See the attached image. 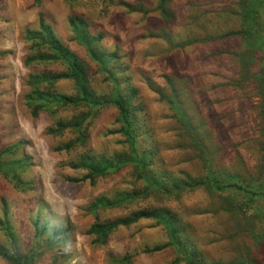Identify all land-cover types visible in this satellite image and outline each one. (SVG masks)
Here are the masks:
<instances>
[{"label": "rangeland", "instance_id": "rangeland-1", "mask_svg": "<svg viewBox=\"0 0 264 264\" xmlns=\"http://www.w3.org/2000/svg\"><path fill=\"white\" fill-rule=\"evenodd\" d=\"M201 1L199 15L204 14L203 18L200 17L203 21L197 25L193 23L195 26L187 25L189 21H193L187 6L179 7L180 14L175 23L182 36L177 37L174 44L184 46L185 51H177L176 46L169 48V45L159 43L156 39L141 43L138 32L144 27L142 25L146 17L141 13L135 17V24L132 25L127 19L120 25L118 21L121 17L118 13L109 11L105 14L107 22L97 18L102 1H77L68 6L72 15L86 20L92 35L105 34L102 43L106 48L114 47L115 40L118 41L121 55L133 66V84L143 89V102L148 106L147 122L155 132L154 140L160 150V157L169 171L178 176H181L180 172L191 176L203 175V167L194 158L192 150L182 153L183 150L171 148L178 134L169 116L167 102L148 89L150 85L155 84L163 87L166 96H170L173 89H176L179 100L184 102L185 110L190 109V113L197 111L196 117H191V120H202L201 124L213 127L214 132L210 138L212 143L209 146L217 153L212 157L221 175L240 173L247 186L253 189L251 181L260 170L262 147L258 145V140H254L258 135L264 136V109L262 110L261 106L264 95H260L263 85L257 83L264 71V13L255 20L245 17L246 20L241 23L243 15L238 16L234 12L236 0ZM30 2L0 0V9L4 5L5 10L12 15V20L8 22L4 8L3 11L0 10V149L18 141L24 142L15 156L27 158L30 168L22 176L33 183L31 191L19 193L0 175V198L4 197L8 203L7 221L17 241L14 248L4 230L0 228V246L10 249L11 252L17 250L23 255L32 253V264H120V258L139 241L137 225L113 234L105 247L93 246L91 238L85 234L95 220L93 215L89 214L88 208L90 202L103 193L129 189L127 184L132 188V179L127 171H123L98 179L93 184L70 181L80 177L82 172L70 169L67 164L76 160V155L85 153L87 149H80L81 153L57 152L56 146L69 140L71 134L66 133L60 137L47 135L46 128L51 125L50 118L44 113L37 119L29 115L23 100L28 91L27 76L40 68L24 66L23 60L29 54L28 43L24 40V30L18 31L17 28L29 25L32 13L35 12ZM101 5L107 9L105 3ZM115 24L117 27L113 26ZM242 24L247 28L252 25L257 36L263 38L255 48L247 47L253 37L249 40L240 35H232L226 39L218 38L220 34L240 29ZM146 25L148 27L145 29L153 31L168 28L161 19L154 18L153 15L149 21L146 20ZM196 36L200 38L194 41ZM206 37L215 39V44L202 43ZM67 46L82 59L89 60L85 49L80 46L73 33L67 38ZM146 47L148 48L145 49ZM157 48L163 49V53H159ZM141 50L145 51L141 53ZM234 52H238L240 56L239 71L243 74L240 81L250 80L255 85L246 83L244 93L247 96L240 95L239 99L228 105L224 102V94L213 90L214 81L209 79V74H204V71L208 73L214 68L220 69L223 66L220 61L224 58L222 53L233 55ZM226 62L225 60L224 63ZM164 76L170 78L168 82ZM72 88L73 84L67 81H61L59 85V89L68 94L73 92ZM114 114L115 111L112 110L103 112L91 126L89 153L111 155L120 149L118 142L121 137L118 133H111L118 126L112 121ZM60 116L67 118L70 113ZM210 139H207L206 143ZM222 176L220 185H224ZM224 195H208L205 190L195 191L185 198V213L177 212L180 204L167 203L164 200L167 197L159 200L151 196L140 204L141 207L168 205L167 208L177 212L179 218L193 227V238L188 237L197 246L204 260L210 264L217 261L230 263L235 259L240 260L238 257L246 259L245 263H250L252 258L255 261L264 260V240L256 242L255 239L260 236V232L261 235L264 232V213L255 210L237 214L236 217L227 215L228 213L221 210H224L223 207H230L231 201L226 200V206ZM217 207L221 213L216 211ZM124 213L122 209H117L100 212L98 217L100 220L112 219L123 216ZM1 219L5 221L0 202V221ZM44 222H48L47 226L45 225L46 232L36 237ZM53 226L72 228L66 243L59 242L50 246L39 242L49 236L48 229ZM171 252L174 253V250ZM0 264L11 263L8 259L0 257Z\"/></svg>", "mask_w": 264, "mask_h": 264}, {"label": "trees", "instance_id": "trees-1", "mask_svg": "<svg viewBox=\"0 0 264 264\" xmlns=\"http://www.w3.org/2000/svg\"><path fill=\"white\" fill-rule=\"evenodd\" d=\"M77 1L92 2L94 0H63L64 7L70 10L68 5ZM99 1H102L101 4L105 3L107 7L106 9L100 4V10L97 12V18L104 21H106L104 15L108 14L109 11L120 14L121 18L118 21L120 25L125 23L127 19L133 25L137 21L135 17L140 13L143 14L146 16L142 25L144 29L148 27L146 20L149 21L152 15L154 18L161 19L168 28L156 31L142 28L141 32H138L139 41L149 43L151 40L156 39L159 43L169 45V48L176 46L177 51L186 50L184 46L174 44L176 38L182 36L175 23L180 14L179 7L186 5L189 14L192 15L190 18L193 21H189L188 26H195L199 22L201 24L203 20L200 17L203 18L204 15H199L201 13L199 7H202L201 0ZM99 1L95 0V2ZM31 2L33 8L39 11L37 16L38 25L36 29L27 28L24 30V40L28 43L29 54L24 58L23 64L28 68L40 69L30 72L27 76L26 86L28 91L23 100L29 115L33 119H37L40 114L44 113L50 118L51 125L46 128L47 135L60 137L66 133L71 134L69 140L56 146L57 152L71 154L81 153L79 150L82 148L87 149L85 153L76 155L74 158L76 160L67 164L70 169L82 172L80 177L70 179V181L93 184L98 179L117 175L123 171H127L128 176L132 179V188L130 184H127L126 186L129 189L115 190L109 194L103 193L90 202L88 211L95 220L85 234L91 238V244L96 247H105L110 237L119 230H129L144 221L152 227L161 226L167 235L166 243L153 248H145L142 252L144 255L171 248L174 250L175 258L168 264H179L180 262L210 264L204 260L197 246L188 237L193 238L191 232L193 227L188 224L189 227L181 217L179 218L177 212L185 213L184 202L189 194L205 190L208 195L225 194V205L227 206L226 200H229L231 201L230 207H223L224 210L221 211L228 213L227 215L236 217L237 214H245L248 211L253 212L255 210L264 213V136L258 135L254 140H258V145L262 146L261 165L260 170L254 176L256 178L251 181L253 185V189H251L240 173L228 174L224 172L225 175L222 176L221 172L218 171L219 169L216 168L212 156L217 153L209 146L212 143L210 138L214 132L213 127L205 126L204 123L201 124L202 120L197 122L191 120V117H196L197 111L193 110L190 113V109L185 110L184 102L179 100L176 89H173L170 96H166L167 93H165L163 87L156 84L150 85L148 89L153 91L159 99H164L167 102L170 109L169 116L176 126L174 130L178 136H176V141L173 142L171 148L183 150L182 153L192 150L195 155L194 158L203 167V175L197 174L196 176H191L185 172H180L181 176H178L176 173L169 171L160 157V150L154 140L155 132L147 122L148 106L143 102V89L133 84L131 75L133 66L129 65L121 55L118 41L115 40L114 47L106 48L102 43L105 34L92 35L85 22L86 20L72 15L70 11L69 24L74 37L76 35L80 46L86 51L89 59L86 61L64 44L57 37L52 26L46 22L45 15L42 12V0H32ZM234 7V12L238 16L243 15L241 23L242 20H246L245 17L255 20L264 13V0H236ZM3 8L6 19H8V22L11 21L12 15L5 10L4 5ZM3 8L0 10L3 11ZM109 26L111 25L109 24ZM113 26L117 27V24ZM240 27V29L230 33L220 34L218 38L226 39L232 35H240L249 40L253 37V39H250L252 42L247 44V47L253 48L263 40V38L257 36L252 25L247 28L242 24ZM197 38H200V36H196L194 41ZM205 39L202 43L215 44L213 41L215 39L208 37ZM144 51L141 50L140 52ZM157 51L163 53L164 50L157 48ZM231 53H222L224 58L220 60L223 65L220 69L214 68L208 73L204 71V74H209V79L214 81L213 90H218L220 94L222 92L223 97L228 99H224V102L228 105L239 99L240 95L247 96L244 93L246 83L254 84L250 80L240 81L243 75L239 71L240 56L238 52H234L233 55ZM225 60L226 63H224ZM164 78L166 82L170 79L168 76H164ZM61 81L73 84V92L70 94L62 92L59 89ZM97 82L100 85H96ZM257 83L263 85V92L261 91L260 95H264V71L259 76ZM261 106H263V110L264 96H262ZM111 110L115 111L112 121L114 125H118L111 133H118L121 137L118 142L120 149L114 151L111 155L91 154L88 151L91 126L99 119V116L101 117L103 112ZM64 113H70V116L62 118L60 115ZM195 122L196 124H194ZM207 139L210 140L206 143ZM23 144L24 142L18 141L0 149V175L19 193L33 189V183L22 176L30 168L27 158L25 156H15ZM221 176L224 185H220ZM151 196L159 200L167 197L164 199L167 203L178 202L180 204L179 209L175 212L167 208L168 205H166L167 207L142 206V208L140 203L149 200ZM0 202L5 217V221L2 219L0 221V228L4 230L6 237L15 248L17 241L7 221L9 206L4 197L0 198ZM117 209H122L125 212L123 216L104 220H100L98 217L100 212ZM216 211L221 213L219 207L216 208ZM47 223L44 222L43 226L39 228L36 237L37 235L40 237V234L43 235L46 232L45 225L47 226ZM48 230L50 231L49 236L46 239H40L39 242L53 246L59 242L66 243L72 228L53 226L49 227ZM255 239L256 242L264 240V232L262 235L260 232V236L255 237ZM0 257L8 259L11 264H32L33 260L32 253L23 255L17 250L11 252L10 249L2 246H0ZM132 258L133 256L126 254L123 258H120L119 263L131 264ZM238 259L240 260L235 259L230 263L217 261L212 264H264V260L255 261L252 258L250 263H245L246 259L239 257Z\"/></svg>", "mask_w": 264, "mask_h": 264}, {"label": "crops", "instance_id": "crops-1", "mask_svg": "<svg viewBox=\"0 0 264 264\" xmlns=\"http://www.w3.org/2000/svg\"><path fill=\"white\" fill-rule=\"evenodd\" d=\"M30 3L32 6V2ZM64 6L63 0H42V12L45 15L46 22L52 26L57 37L67 45V38L72 35V29L68 20L70 17V10L66 9ZM24 8L27 10V6ZM32 14L33 16L28 23L29 25L25 27L20 26L21 28H17L18 31H21V29L25 30L27 28L32 30L37 28V16L39 11L35 9V12ZM137 227L138 229H136V231L139 241L135 244V240L132 243V245L135 244L133 249H130L127 252V254L130 256H133L131 259V264H168L172 262V260L175 258V254L171 252V248H167L161 252L152 253L149 255H144L142 253L145 248H153L155 246L163 245L167 242V235L164 229L161 226L152 227L148 222L144 221L137 224ZM141 227L143 228L141 229ZM179 264L186 263L180 262Z\"/></svg>", "mask_w": 264, "mask_h": 264}]
</instances>
